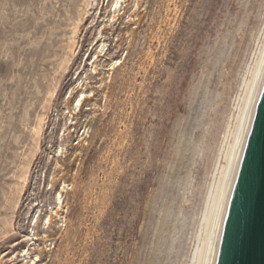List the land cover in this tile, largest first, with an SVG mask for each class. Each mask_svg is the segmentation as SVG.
Segmentation results:
<instances>
[{"label":"rangeland","instance_id":"obj_1","mask_svg":"<svg viewBox=\"0 0 264 264\" xmlns=\"http://www.w3.org/2000/svg\"><path fill=\"white\" fill-rule=\"evenodd\" d=\"M112 2L0 0V264H190L264 0ZM79 99L89 138L57 154Z\"/></svg>","mask_w":264,"mask_h":264},{"label":"bare ground","instance_id":"obj_2","mask_svg":"<svg viewBox=\"0 0 264 264\" xmlns=\"http://www.w3.org/2000/svg\"><path fill=\"white\" fill-rule=\"evenodd\" d=\"M92 1L93 0H88V3L83 10L84 14H86L88 9L92 7ZM130 1L131 0H113L109 9V13L112 15V18H110L112 19V22H115L116 19L119 20L121 12L122 16L126 14V8ZM139 2L140 0H135V8L132 11V14L127 18L128 22L134 21L133 14H136L139 9ZM82 20L83 19H80L79 21L81 22ZM104 30V28L101 30L100 37H102ZM105 47L106 46L102 41L98 52L100 56L104 53ZM74 54L75 52L72 50V55ZM69 62L70 60H68L66 64ZM263 91L264 34L261 40H259V44L254 52L252 64L249 65L245 71L241 92L237 98L236 114L233 113L224 134L225 136L218 157V165L216 166L215 174L213 175V180L202 212V222L198 226V231L194 237V248L190 264H217L218 262L224 226L248 140L252 131L257 107ZM56 92L57 85L55 84L49 94L50 100L55 96ZM88 98L90 97L83 96L82 100ZM82 100H76L77 108L82 106ZM42 124L43 119H39L37 126L34 128V134L37 139L41 136ZM61 150L63 152L64 149ZM26 174L22 179L21 192L27 185L28 175ZM65 189L66 187L64 186L62 192H64ZM62 198L61 195H58V210L62 208ZM52 220L53 217L50 215L48 217L49 226L51 225ZM36 224H38V220L36 221ZM26 255H28V253ZM31 262L35 264L34 261Z\"/></svg>","mask_w":264,"mask_h":264},{"label":"water","instance_id":"obj_3","mask_svg":"<svg viewBox=\"0 0 264 264\" xmlns=\"http://www.w3.org/2000/svg\"><path fill=\"white\" fill-rule=\"evenodd\" d=\"M217 264H264V91L233 192Z\"/></svg>","mask_w":264,"mask_h":264},{"label":"built area","instance_id":"obj_4","mask_svg":"<svg viewBox=\"0 0 264 264\" xmlns=\"http://www.w3.org/2000/svg\"><path fill=\"white\" fill-rule=\"evenodd\" d=\"M64 105V108L59 106L54 108L50 117V127H54L53 129L62 121L58 130L57 154H62L61 149H64L63 154H65L67 145L70 147L73 145L76 149L82 148L89 138L90 129L87 124L81 127L80 107H71L68 102Z\"/></svg>","mask_w":264,"mask_h":264}]
</instances>
